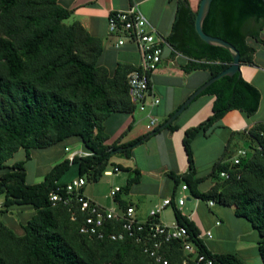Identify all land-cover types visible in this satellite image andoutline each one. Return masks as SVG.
<instances>
[{
    "label": "trees",
    "instance_id": "1",
    "mask_svg": "<svg viewBox=\"0 0 264 264\" xmlns=\"http://www.w3.org/2000/svg\"><path fill=\"white\" fill-rule=\"evenodd\" d=\"M182 8L180 4L179 13ZM187 10L184 42L168 40L197 59L210 60L202 66L210 69L212 78L231 65L233 56L229 49L203 40L196 30L198 11ZM70 15L71 10L60 0H0V169L4 170L0 196H5L4 211L14 204H31L36 209L24 225V234L0 220V264H206L187 253L178 239L163 243L160 261L147 250L153 245L147 234L138 241L135 237L113 240L83 233L87 213L78 204L71 207L51 200V192L72 165L78 166L79 175L99 181L115 151L122 147L128 152L129 146L144 141V136H139L121 145L105 143L110 137L106 119L114 112L136 110L127 84L128 73L136 67L119 63L112 74L98 64L103 40L79 21L66 23ZM203 28L233 43L242 64H253L256 48L248 43V37L264 42V0H213ZM207 93L215 95L213 114L186 130L183 142L190 167L175 180L179 183L183 179L198 198L234 206L235 214L248 219L259 231L264 262V122L241 133V145L251 151L240 165L227 161L233 154L227 149L214 163L209 173L214 184L205 192L198 188L205 177L196 176L192 147L198 133L206 132L231 109L255 114L261 91L238 71L216 80L201 94ZM161 124L154 130L160 132ZM166 128L174 130L176 125ZM72 136L80 137L89 154L65 158L40 182L26 181V160L7 164L20 148L30 159L32 148L48 147ZM117 167L125 169L120 164ZM223 170L230 173L229 178L221 176ZM138 180L137 174L126 188ZM175 213L199 254L211 258L213 264H245L235 253L211 251L199 237L201 230L196 223L178 209ZM121 228V222L112 219L103 230L117 232Z\"/></svg>",
    "mask_w": 264,
    "mask_h": 264
},
{
    "label": "crops",
    "instance_id": "2",
    "mask_svg": "<svg viewBox=\"0 0 264 264\" xmlns=\"http://www.w3.org/2000/svg\"><path fill=\"white\" fill-rule=\"evenodd\" d=\"M200 2L201 0H60L64 7L71 10L70 17L65 20L66 23L72 24L79 21L92 35L103 40L104 50L99 57L98 64L106 66L112 74L115 73L119 63L137 67L142 58L141 53L132 43L121 48L115 46L116 37L108 30L110 11L138 4L153 26L166 38L171 39V42L180 44L184 42V29L188 24L187 9L189 7L194 12L198 11ZM180 4L183 8L179 13ZM261 35L264 39V28ZM248 43L256 48L255 63H243L241 72L246 80L260 89L262 95L260 107L251 116L241 109H231L206 132H200L194 137L192 147L196 176L205 177L198 185L203 192L213 186L214 181L209 177V173L225 150L235 153L236 148L242 144L241 133L264 122V42L248 37ZM175 46L171 43V47H166L163 60L153 74V88L160 103L146 110L136 108L130 113H112L105 121L106 130L110 135L106 144L121 145L139 136L147 135L157 125L163 124L191 94L210 79V69L202 66L210 60L197 59ZM214 99L213 94H200L172 122L176 125L174 130L164 128L142 143L134 147L129 146L131 150L128 152L123 151L122 147H120L121 150L114 152L107 169L114 171L119 164L125 169L118 167L119 171L113 175L104 174L96 182H104L106 177H112L106 180V192L108 193L104 195L105 198L109 197L108 194L114 187L122 186V191L117 194L115 200L106 201L100 196L101 194L88 191L89 180L84 192L108 208L120 210L126 206H134L137 217L144 220L149 218L153 208L162 204L165 199L172 198V204L160 212V220L167 224L178 222L175 213L178 209L196 223L201 233L207 230L213 232V237L203 238L211 251L235 253L245 264H264L259 251L261 235L248 219L237 216L235 207L216 201L210 205L208 200L196 197L190 187L184 190L182 186L186 182L183 179L179 183L175 180V176L187 172L190 167L183 142L186 130L199 125L213 114ZM153 120L154 123H152ZM63 143L66 144L65 148H70L69 144L73 143L78 146L74 150L84 149V143L78 136L68 137L56 144ZM56 144L47 148L56 147ZM40 148L44 147L32 148L31 158L25 163L26 181L30 184L44 180L45 175L52 168L50 161L62 156V154L57 156L58 150L40 152L44 159L34 164L33 160ZM69 157L67 155L65 158ZM13 158L14 156L7 161L8 165L17 162L12 161ZM136 170L140 172L137 173ZM3 171L0 169V176ZM137 174L139 180L130 188H126L129 180ZM78 175L79 171L74 177ZM74 177L67 180L62 177L61 181L66 182ZM208 181L209 183L203 186ZM182 197L186 200L180 205L179 199ZM4 199L5 196H0V220L18 234H24V225L36 213L35 207L31 204H14L8 211H4ZM225 219L227 221L223 223ZM209 241L218 250L211 249Z\"/></svg>",
    "mask_w": 264,
    "mask_h": 264
},
{
    "label": "built area",
    "instance_id": "3",
    "mask_svg": "<svg viewBox=\"0 0 264 264\" xmlns=\"http://www.w3.org/2000/svg\"><path fill=\"white\" fill-rule=\"evenodd\" d=\"M108 30L111 35L116 37V47L121 48L128 43H132L141 53L142 59L140 65L127 75L128 92L132 103L140 110H146L158 105L160 100L153 88V74L163 60L166 47H171L168 38L151 24L138 4H132L125 9L110 11L108 15ZM152 123H154V120ZM257 148L262 150L263 146L257 144ZM65 150L68 152L70 159H73L74 155L85 156L89 154L88 152H83L81 149L72 150L66 147ZM250 151V148L241 145L227 161L232 162L236 166L240 165L242 159ZM117 171H119V168L115 167L114 171L107 169L104 174L107 176L113 175ZM221 176L229 178L230 173L223 170ZM87 183L88 179L85 176L78 175L66 182L58 181L57 188L50 194L53 202H61L71 207L74 204H78L79 208L87 213L81 232L91 236H98L99 238L108 236L113 240L135 237L138 241H141L142 237L147 234L153 241V245L147 250L160 261L163 259L159 253V249L163 243L178 239L182 241L183 248L187 253L195 254L198 262L213 264L211 258L197 252L196 245L190 239L186 226L179 222L167 224L160 220V212L172 204V198L165 199L162 204L153 208L150 211L149 218L144 220L137 217L134 206H126L117 210L115 208H108L92 199L84 192ZM182 188L184 190L189 189L188 184L184 183ZM121 191L122 186H116L108 195L115 200L117 194ZM185 200V197L180 198L179 204L182 205ZM214 202V200H208L210 205H213ZM112 219L121 222L122 228L120 231L108 232L106 229L103 230L106 222ZM206 236L213 237V232L207 230L199 234L200 238ZM164 263L167 262L164 261Z\"/></svg>",
    "mask_w": 264,
    "mask_h": 264
},
{
    "label": "water",
    "instance_id": "4",
    "mask_svg": "<svg viewBox=\"0 0 264 264\" xmlns=\"http://www.w3.org/2000/svg\"><path fill=\"white\" fill-rule=\"evenodd\" d=\"M212 1L213 0H201L200 7L198 10V14L196 17V30H197L198 34L200 35V37L203 40H205L206 42H208L210 44L221 45V46L229 49L232 56H233V62L231 63V65L227 69H225L224 71H222L218 75L210 78L202 86H200L193 94H191L190 97L187 98L185 100V102L163 124H161V126H160L161 130L166 128L169 124H171L177 118V116L180 115L182 113V111H184V109L197 96H199L207 87H209L213 82H215L216 80L220 79L221 77H223L225 75H233L234 73L241 71V65H242L241 54H240V51L236 48V46L233 43H231L230 41H228L222 37L211 35V34L207 33L203 28V22H204V19L210 10ZM156 132H157V130L151 131L150 133L145 135L143 137V139L146 140V139L150 138L151 136L156 134ZM121 149L122 148H119V150H121Z\"/></svg>",
    "mask_w": 264,
    "mask_h": 264
},
{
    "label": "rangeland",
    "instance_id": "5",
    "mask_svg": "<svg viewBox=\"0 0 264 264\" xmlns=\"http://www.w3.org/2000/svg\"><path fill=\"white\" fill-rule=\"evenodd\" d=\"M57 146H52V147H44V148H40L39 151L37 152V154L35 155V159L33 160V163L34 164H38V162H42L43 161V156L40 154V152H48L50 150H58V155L59 156L60 154H62V156L60 158L56 157L55 159L53 158L50 163H51V167H53L55 164H58L60 162H62L64 160V158L68 155V152L65 150V143L59 145V144H56ZM70 148L72 150H74L75 148H77L78 146L74 145L73 143H70ZM55 148H58V149H55ZM237 149V148H236ZM236 151V150H235ZM83 152H88L89 151L84 147L83 149ZM230 153V152H229ZM21 160H26L28 162V159L26 157V150L24 148L21 149V151H17V153H15L14 155V158L12 159V161H21ZM32 163V164H33ZM30 169V168H29ZM78 173V166L75 164V165H72L70 167V169L64 174L63 178L64 180H67L71 177H74L76 174ZM208 173V172H207ZM107 178H112V177H106L105 178V181L104 182H100V183H97L96 181L90 179L89 176H87V179L89 180V183H88V186H87V190L88 191H91L95 194H101L100 196L104 198V200L106 201H111L113 200V198L111 197H104V195L108 192H106L107 190V183H106V180ZM213 180V179H212ZM214 181V180H213ZM209 183L206 182L203 186L207 185ZM4 195H1V197H3ZM234 208V206H231ZM226 219L224 221H222L223 223H226ZM209 246L211 249L213 250H218L215 245L209 241Z\"/></svg>",
    "mask_w": 264,
    "mask_h": 264
}]
</instances>
